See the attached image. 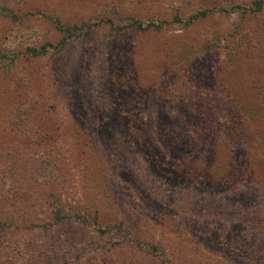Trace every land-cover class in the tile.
<instances>
[{
    "label": "rangeland",
    "instance_id": "obj_1",
    "mask_svg": "<svg viewBox=\"0 0 264 264\" xmlns=\"http://www.w3.org/2000/svg\"><path fill=\"white\" fill-rule=\"evenodd\" d=\"M261 1L0 0V264H264Z\"/></svg>",
    "mask_w": 264,
    "mask_h": 264
},
{
    "label": "trees",
    "instance_id": "obj_2",
    "mask_svg": "<svg viewBox=\"0 0 264 264\" xmlns=\"http://www.w3.org/2000/svg\"><path fill=\"white\" fill-rule=\"evenodd\" d=\"M257 6H256V9L257 10H260L262 8V1L261 0H257ZM0 10H4V11H7L9 15H15L14 12L12 10H8L6 9L5 7H2L0 5ZM206 14V12L204 11H200V12H197L195 14H192L191 16H189L185 21H184V24L185 25H190L193 21L197 20L199 18L200 15L204 16ZM176 18V21H180L181 18L179 17V15L177 14L175 16ZM112 22V21H111ZM95 22H90V23H87V24H82L81 26H78V25H74V26H65L62 21L60 19H56V24H57V27L59 29H61L62 31H64L65 33V37H63L57 44L53 45V44H43L39 49L35 48V46H27V49L29 50V52L31 54H34V55H39L41 53H46L47 50L49 49L50 46H52L53 48L55 49H59L61 47H63L66 42H67V39L71 36L74 35V31L73 29H76L79 33V29L80 31L83 30V28L85 27H91L92 25H94ZM130 26H134L135 28L137 29H144V26H143V23L140 21V20H137V19H130V22H127V23H124V24H121V25H111V27H113L115 29V32H121L123 31L125 28L127 27H130ZM82 29V30H81ZM81 33V32H80ZM76 35V34H75ZM79 35V34H77ZM19 113V112H18ZM30 115L32 114L31 112H29ZM19 117H20V113H19ZM28 129V128H27ZM31 129V128H30ZM33 137H30L29 139H32ZM42 138H46V135L45 134H41L40 137H39V140L42 139ZM9 176V172H3V174H0V178H2V182L4 183V186H8L7 189H10V184L9 185H6L5 183H10L9 181H6V179L8 178ZM55 176L52 175V176H41L39 181L40 180H43V181H51ZM60 213H63V208L60 204V202L58 200H55L54 198H52L49 202V208H48V218H47V222H44V226L45 228L49 227V224H56L59 223V221H62L66 218V216H62L60 217ZM73 217L81 224H84V225H89V221L87 219V217L85 216V214H79V213H73L72 214ZM56 219V220H55ZM96 224V223H95ZM6 225H8V223L4 224V222H1L0 220V227H6ZM119 229H122L121 226L119 225L118 226ZM99 230H103L101 227L98 228ZM29 239L26 240V242L28 243ZM22 244H23V241H21V247H22ZM16 254H13L14 256V259L15 260H18L16 258H21L20 256H26V254H24V251L23 249H19L18 252L17 250L15 251ZM14 252V253H15ZM10 253H11V250H10ZM16 255V256H15ZM16 262V261H15ZM20 262H22L23 264L27 263V262H23V260H20Z\"/></svg>",
    "mask_w": 264,
    "mask_h": 264
}]
</instances>
